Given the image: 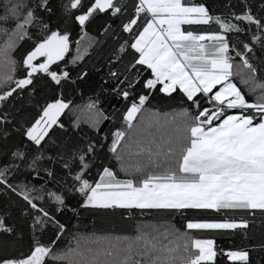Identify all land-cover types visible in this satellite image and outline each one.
<instances>
[{"label": "snow or ice", "instance_id": "1", "mask_svg": "<svg viewBox=\"0 0 264 264\" xmlns=\"http://www.w3.org/2000/svg\"><path fill=\"white\" fill-rule=\"evenodd\" d=\"M0 264H264V0H0Z\"/></svg>", "mask_w": 264, "mask_h": 264}, {"label": "trees", "instance_id": "2", "mask_svg": "<svg viewBox=\"0 0 264 264\" xmlns=\"http://www.w3.org/2000/svg\"><path fill=\"white\" fill-rule=\"evenodd\" d=\"M127 217V214H125ZM190 217H197L203 215V213L198 211H189L187 213ZM166 220L168 223L174 224L176 227H181L184 221L181 219L180 214H175V217H169L165 213H155L153 212L151 215L141 216L139 210H134L132 214V219L120 221L116 219L111 222H102L97 223L95 228L91 225L88 219H85L83 223L87 225V228L82 229L86 232L96 231L98 235L103 233H112L114 235L121 236H133L135 235V229L138 224H159ZM201 238H210V237H201ZM239 238H231L229 236H224L223 238H217V244L220 246H227L232 243H239ZM95 246V245H94Z\"/></svg>", "mask_w": 264, "mask_h": 264}, {"label": "rangeland", "instance_id": "3", "mask_svg": "<svg viewBox=\"0 0 264 264\" xmlns=\"http://www.w3.org/2000/svg\"><path fill=\"white\" fill-rule=\"evenodd\" d=\"M84 246H87V242L86 241L84 242Z\"/></svg>", "mask_w": 264, "mask_h": 264}]
</instances>
